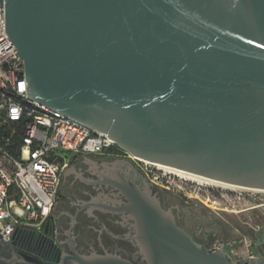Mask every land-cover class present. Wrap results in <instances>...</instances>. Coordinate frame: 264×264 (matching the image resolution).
<instances>
[{"label": "water", "instance_id": "obj_1", "mask_svg": "<svg viewBox=\"0 0 264 264\" xmlns=\"http://www.w3.org/2000/svg\"><path fill=\"white\" fill-rule=\"evenodd\" d=\"M0 10L28 98L137 159L264 191V0H0ZM130 199L148 264H264L207 252Z\"/></svg>", "mask_w": 264, "mask_h": 264}, {"label": "flooded vegetation", "instance_id": "obj_2", "mask_svg": "<svg viewBox=\"0 0 264 264\" xmlns=\"http://www.w3.org/2000/svg\"><path fill=\"white\" fill-rule=\"evenodd\" d=\"M108 156H76L65 168L52 216L54 236L29 235L24 243L3 245L0 257L19 253V264H76V257L115 256L130 264H148L137 217L126 208L131 194L154 205L174 226L207 252L223 251L233 262L264 259V235L216 212L190 207L189 194L160 165L131 160L118 147ZM139 162V163H138ZM151 174V175H149ZM190 191V189H186ZM209 201V200H208ZM203 203V202H201ZM207 206V205H205ZM240 237L253 241L254 253L234 259L225 246ZM1 246V244H0Z\"/></svg>", "mask_w": 264, "mask_h": 264}, {"label": "built area", "instance_id": "obj_3", "mask_svg": "<svg viewBox=\"0 0 264 264\" xmlns=\"http://www.w3.org/2000/svg\"><path fill=\"white\" fill-rule=\"evenodd\" d=\"M14 49L0 10L1 245L54 236L52 213L72 158L108 156L117 147L105 134L28 98L24 63Z\"/></svg>", "mask_w": 264, "mask_h": 264}, {"label": "rangeland", "instance_id": "obj_4", "mask_svg": "<svg viewBox=\"0 0 264 264\" xmlns=\"http://www.w3.org/2000/svg\"><path fill=\"white\" fill-rule=\"evenodd\" d=\"M141 165L145 170L146 167H149L148 170L152 167L148 163H143ZM163 171L165 173L170 172V170L164 168ZM169 175L171 178H174L180 186L185 188L184 190L177 189L179 192H187L186 194H189L188 198H183L182 196L181 202L183 205H185L184 202L185 199H187L192 208L202 207L201 209L203 212H216L223 219L229 220L231 218L243 226H248L250 230L257 231L259 237L264 235L263 190L243 187L227 189L210 181L194 179L186 175H180L181 178L173 173H168L167 177ZM186 189H190V191ZM207 198H209V201ZM217 245L227 247V250L234 259L246 258L254 253L253 241L248 237H240L235 243H231L228 246L222 243Z\"/></svg>", "mask_w": 264, "mask_h": 264}, {"label": "bare ground", "instance_id": "obj_5", "mask_svg": "<svg viewBox=\"0 0 264 264\" xmlns=\"http://www.w3.org/2000/svg\"><path fill=\"white\" fill-rule=\"evenodd\" d=\"M130 158H131V159L140 160V159H137V158H135V157H133V156H130ZM140 161H141V160H140ZM142 161H143V160H142ZM143 162L150 164V163L147 162V161H143ZM158 166H159V165H158ZM160 168L168 169V170H170L171 173L176 174V175H178L179 177H180V175H182V176L186 175V176H189V177L194 178V179H202V180L210 181V182H212V183H214V184H217V185H219V186H221V187H223V188H227V189H228V188H238L237 186H233V185H229V184H225V183L217 182V181H214V180L206 179V178L199 177V176H196V175H192V174H189V173H186V172H182V171H179V170H176V169H172V168H168V167H164V166H160ZM180 178H181V177H180ZM191 178H188V179H191ZM184 179H185V178H184ZM186 179H187V178H186ZM189 181H190V180H189ZM240 189H241V188H240Z\"/></svg>", "mask_w": 264, "mask_h": 264}, {"label": "crops", "instance_id": "obj_6", "mask_svg": "<svg viewBox=\"0 0 264 264\" xmlns=\"http://www.w3.org/2000/svg\"><path fill=\"white\" fill-rule=\"evenodd\" d=\"M2 247H3V245L0 246V254H1Z\"/></svg>", "mask_w": 264, "mask_h": 264}]
</instances>
